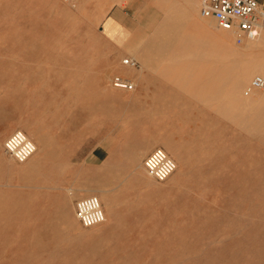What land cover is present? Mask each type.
Here are the masks:
<instances>
[{
    "label": "rangeland",
    "instance_id": "rangeland-1",
    "mask_svg": "<svg viewBox=\"0 0 264 264\" xmlns=\"http://www.w3.org/2000/svg\"><path fill=\"white\" fill-rule=\"evenodd\" d=\"M171 1L176 13L166 0H0V41L7 42L0 56L22 58L23 73L36 67L46 80L38 84L50 89L60 76L70 103L83 77L94 74L163 79L156 83L165 95L157 99L156 132L177 167L157 182L161 194L144 204L142 226L131 232L76 231L65 221L67 202L57 215V203L39 202V224L0 226V264H264V89L249 90L255 77L264 78V50L254 42L248 51L251 41L238 44V34L207 23L200 0ZM183 8L186 17L174 26ZM256 40L264 45V33ZM126 58L137 67L123 66ZM245 67L248 77L253 71L244 90L255 94L253 106L227 96ZM53 90L49 121L63 117L66 105L57 110ZM133 230L140 235H128Z\"/></svg>",
    "mask_w": 264,
    "mask_h": 264
},
{
    "label": "crops",
    "instance_id": "crops-1",
    "mask_svg": "<svg viewBox=\"0 0 264 264\" xmlns=\"http://www.w3.org/2000/svg\"><path fill=\"white\" fill-rule=\"evenodd\" d=\"M170 1L166 0V6L176 13L180 8ZM254 1L264 9V0ZM181 10L174 26L181 23V17H186L187 10ZM208 21L213 24L214 20ZM2 33L4 31H0ZM254 42L258 43L256 48L262 49V40L249 42L247 48ZM6 45L3 37L0 47ZM23 65L20 57L0 56V181L2 177H12V181L10 178L0 183V226L36 225L38 222L33 220L38 219L39 202L57 203L52 209L55 215L61 212V203L67 202L64 208L66 224L77 231L81 224L75 215V202L89 196H97L102 202L107 220L100 226L110 233L131 232L142 226L144 204L159 197L163 190L148 176L142 161L153 150L165 146L156 132L160 117L154 119V115L162 112L158 110L157 99L165 98L158 93L156 83L164 80L123 71L104 78L94 74L88 79L83 77L73 90L76 99L70 103V88L64 79L54 77L50 89L47 84H38L46 80L39 79L36 67L23 73ZM257 70L261 71V65ZM252 74L253 71L248 77L245 67L236 75L227 89L228 99L234 96L244 102L246 97L255 95L244 94ZM116 77L131 82L133 89L115 88L113 80ZM52 89V95L60 97L57 103L56 100L52 102L54 106L57 104V110L61 111L63 102L66 105L63 117L54 115L49 121L47 107L50 103L46 97ZM40 106L45 110L40 111ZM16 131H28L30 140L35 143L36 152L29 159L33 158L29 168L24 169L5 152L6 139ZM43 177L45 181H39ZM133 231L128 235H140L139 230ZM130 240L142 239L133 237Z\"/></svg>",
    "mask_w": 264,
    "mask_h": 264
},
{
    "label": "built area",
    "instance_id": "built-area-1",
    "mask_svg": "<svg viewBox=\"0 0 264 264\" xmlns=\"http://www.w3.org/2000/svg\"><path fill=\"white\" fill-rule=\"evenodd\" d=\"M200 16L212 19L225 31L239 35L238 44L254 41L264 33V9L254 0H200ZM126 67L136 68L134 58L122 61ZM118 89L132 90L133 84L119 77L113 80ZM264 78L255 77L249 90H263ZM5 152L19 164L27 162L36 152L35 144L22 131H16L4 143ZM149 177L158 183L168 180L176 170L175 161L160 148L153 150L143 161ZM75 215L83 228H93L105 221V213L97 196L80 199L75 204Z\"/></svg>",
    "mask_w": 264,
    "mask_h": 264
},
{
    "label": "bare ground",
    "instance_id": "bare-ground-1",
    "mask_svg": "<svg viewBox=\"0 0 264 264\" xmlns=\"http://www.w3.org/2000/svg\"><path fill=\"white\" fill-rule=\"evenodd\" d=\"M148 1V0H147ZM252 45V44H251ZM252 46H249L248 48H247V50L248 49H250ZM262 47V49L264 50V45H262L261 46ZM255 49V48H254ZM249 51V50H248ZM252 51V50H251ZM264 53V52H263ZM263 56V55H262ZM256 91H258V90H256ZM230 103H231V101H230ZM242 103H250L252 106L255 104V100H254V98L253 97H246V99L244 100V102H242ZM232 105V104H231ZM26 163V162H25ZM177 168V167H176ZM176 171V170H175ZM175 173V172H174ZM167 181V180H166ZM205 181V180H204ZM148 183V182H147ZM243 183V182H242ZM244 185V184H243ZM242 185V186H243ZM106 204V203H105ZM107 220V217L105 216V221ZM43 221V220H42ZM41 221V222H42ZM45 221V220H44ZM104 221V222H105ZM103 222V223H104ZM25 224V223H24ZM39 224V223H38ZM98 226H100V225H98ZM98 226H96V227H98ZM19 227H21V226H19ZM25 228V227H24ZM94 228V227H93ZM19 230V229H18ZM94 232V231H93ZM18 233V232H17ZM16 233V234H17ZM20 233V232H19ZM101 233H103V232H101ZM104 234V233H103ZM22 235V234H21ZM31 235V234H30ZM107 235V234H106ZM18 236V235H17ZM106 237V236H105ZM94 238V237H93ZM97 238V237H96ZM23 239V238H22ZM16 240V239H15ZM30 240V239H29ZM28 240V241H29ZM45 240V239H44ZM20 241V240H19ZM26 241V240H25ZM31 241V240H30ZM22 242H23V240H22ZM14 243V242H13ZM16 244V243H15ZM30 244H31V242H30ZM7 245H8V243H7ZM3 246V245H2ZM19 246V245H18ZM24 246V245H23ZM23 249V248H22ZM21 254V253H20ZM20 256V255H19ZM7 259V258H6ZM15 259H17L16 257H15ZM31 259V258H30ZM29 259V260H30ZM13 260V259H12ZM7 264V263H6Z\"/></svg>",
    "mask_w": 264,
    "mask_h": 264
}]
</instances>
